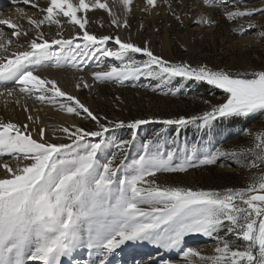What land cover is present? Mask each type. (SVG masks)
<instances>
[{"label": "snow or ice", "instance_id": "snow-or-ice-1", "mask_svg": "<svg viewBox=\"0 0 264 264\" xmlns=\"http://www.w3.org/2000/svg\"><path fill=\"white\" fill-rule=\"evenodd\" d=\"M10 2L30 5L41 15L30 16L18 8L19 19H0V25L11 32L7 36L0 29V51L5 53L0 55V84L13 85L2 87L0 97L5 98V103L8 98L20 103L19 95H25L60 112L83 115L95 122L97 130L72 124L47 131L38 123L39 115L31 114L27 116L31 124L0 120V264H71V259L84 250L95 257L87 264H110V257L124 247L144 242L164 254L178 250L184 264H264V171L252 172L243 187L224 189L158 182L160 173H184L222 160L248 169L262 168L264 129H244L251 138L247 145L216 147L202 159L193 155L197 152L193 144L192 154L186 152L181 163L174 162L176 150L161 153L150 138L142 145L143 154L128 162L125 153L137 137L136 130L150 123L151 118L133 119L127 124L123 120L108 121L77 96L62 90L55 79L35 71L52 56L57 57L55 66L63 67L60 53L52 52L53 46H62L69 51L67 63L71 67L97 56L119 61L93 71L91 76L97 82L123 84L143 76L167 84L179 77L223 90V102L211 104L201 114L159 121L179 131L188 125L210 128L218 119L248 117L264 111V67L232 70L174 63L154 54L147 41L139 45L131 39L97 35L86 29L90 23L87 13L97 9L105 10L117 28L128 27L134 0H118L124 13L122 21L107 0H44L45 7L36 0ZM161 4H166L183 24L172 0H142L139 7L148 13L155 12ZM205 5L222 7L226 21H244L232 29L241 35L256 29L253 17L264 16V7H249L246 0H199L197 7ZM194 22L209 26L219 23L203 12ZM66 24L78 28L75 36L65 39L58 32L60 38L49 39L42 30L45 25L63 28ZM30 31L35 35L29 36ZM259 35L264 37V31ZM109 42L118 46L115 51L107 47ZM13 45L17 50L9 54ZM135 54L146 59L138 60ZM97 68H101L99 63ZM75 87L90 85L81 77ZM22 108L30 112L26 102ZM124 127L131 130L130 139L116 142L105 138L112 128ZM55 132L62 133L69 142H54ZM163 132L161 129L156 133V138ZM90 138H96V142ZM110 145L117 151L110 152ZM3 157H11V162ZM194 234L216 241L212 255L196 247H184L186 237ZM135 264L143 262L136 260ZM161 264L168 262L161 257Z\"/></svg>", "mask_w": 264, "mask_h": 264}, {"label": "rangeland", "instance_id": "rangeland-1", "mask_svg": "<svg viewBox=\"0 0 264 264\" xmlns=\"http://www.w3.org/2000/svg\"><path fill=\"white\" fill-rule=\"evenodd\" d=\"M219 2L220 0H217V3ZM172 3L176 13L181 16L183 24L168 11L166 4H161L154 13H145L138 9H133L130 13L131 27L135 31L141 28L142 38L149 43L154 54L161 55L174 63L187 62L193 66L202 64L213 69L244 70L249 67L256 69L264 67V37L259 35L261 31H264V16L253 17L257 21L256 29H249L247 34L241 35L232 29L244 21H226L222 16V7H209L207 5L203 8L197 7L199 0H172ZM246 3L249 7H264V0H246ZM12 7L13 5L10 4L8 5L9 10H6V7L0 8V14L15 13L18 8L23 9L25 13L37 11L30 5L19 4L16 10ZM202 12L211 14L219 23L215 26L195 23L194 21L199 18V14ZM87 15L90 23L86 25V29L90 32L97 35H119L120 29L110 23L111 17L105 10H91ZM44 27L46 29L44 35L50 39L60 38L57 35L58 32H62L65 39L71 38L75 36L78 30V28H73L67 24L63 28L56 25H45ZM125 28L130 31L129 27ZM5 30L8 29L5 28ZM107 47L115 51L118 46L114 42H109ZM52 52L60 53L59 60L64 68H74L67 63L69 51L66 47L53 46ZM135 58L138 60L146 59L142 54H135ZM51 59L57 63L56 56H52ZM244 60L247 63L241 65L240 62ZM98 63L101 68H97ZM112 63L118 64L119 61L115 57L97 56L79 64L78 68L83 69L84 72L92 73L96 70H103ZM92 85L91 88H80L79 96L94 113L106 117L108 121L123 120L127 124L133 119L151 118L150 123L142 125L136 130L137 137L125 153L128 162L143 154L142 145L150 138L155 140L156 147L161 153H166L170 149L176 150L174 162L181 163L186 152L192 154L191 147L193 144L197 145V152L193 155L202 159L203 155L214 151L216 147L231 148L236 145H247L251 138L244 134V129H264V111L251 114L248 117L218 119L213 122L210 128L204 129H198L196 125H188L189 127H181L177 131V127L174 125L165 126L159 123L160 120L181 115L201 114L208 110L211 104L223 102L225 98L223 90L208 85L206 82L185 81L177 77L170 83L161 84L159 80L142 76L139 79L126 80L123 84L93 80ZM205 101H209L210 104L205 103ZM69 116L73 117L80 127H84L86 130H97L95 122L83 115ZM231 124L234 125L229 127ZM50 127L53 130L59 125ZM170 127L174 129V135L169 134L170 129L168 128ZM161 129H164V132L156 138V133L160 132ZM55 135L54 142H69L62 133L55 132ZM105 138L116 142L119 139H130L131 130L127 127L112 128L109 133L105 134ZM90 139L92 142H96V138ZM109 147L110 152L117 151L114 146L110 145ZM110 152L107 154L110 155ZM124 158V156L119 157V159ZM3 159L11 162L12 158L3 157ZM198 162L196 160V163ZM260 171H264V167L248 169L237 165L235 162L222 160L216 165H201L190 168L184 173H160L158 174V182L169 181L183 186L205 189L243 187L252 172ZM188 246L201 249L205 255H212L216 241L194 234L186 237L184 247ZM126 249H129V255L121 257L125 255L123 251ZM123 251H118L112 255L110 264H135L136 260L142 261L143 264H153V261L154 264H161V257L168 264H184L182 255L178 250L164 254L146 242L140 246L124 247ZM83 252L84 256L89 254L86 250ZM130 252L132 253L130 254Z\"/></svg>", "mask_w": 264, "mask_h": 264}, {"label": "bare ground", "instance_id": "bare-ground-1", "mask_svg": "<svg viewBox=\"0 0 264 264\" xmlns=\"http://www.w3.org/2000/svg\"><path fill=\"white\" fill-rule=\"evenodd\" d=\"M36 2L40 5V7L46 6L44 0H36ZM107 2L110 4V6H112L113 12L120 15L121 21H122L124 13H123V10L121 9V7L118 3V0H107ZM141 2H142V0H134L133 9L142 10L139 7ZM7 4L13 5L10 2V0H0V8L1 9L6 7L5 9L9 10ZM18 5L19 4L13 5L12 8L16 10L18 8ZM26 14L30 15V16L31 15H36V16L41 15V13L38 11V9L34 13H26ZM129 16H130V14L127 17L128 21H129L128 27L130 28L129 29L130 31L126 30L125 27L121 26L119 28L120 33L118 36H120L123 40L131 39L133 42H135L139 45H143L144 39L142 38V34H141V30H140L141 28L139 30L135 31L131 27ZM4 18H12L13 20H17V19H19V15H18L17 11H15V13L10 12L8 14L1 13L0 19H4ZM5 28H6V26L0 25V29L4 30L5 35L10 36L11 32L8 30H5ZM44 28L45 27L43 26V28H42L43 32L46 30ZM46 33H47V31H46ZM44 34H45V32H44ZM34 35H35L34 31L29 32V36H34ZM46 38H49V37L47 36ZM13 39H15V38H13ZM20 42L24 43L25 42L24 38H21ZM16 50H17L16 46L13 45L9 49V54L13 51H16ZM20 50H24V49H20ZM167 51H168V49H167ZM0 55H5V53L0 51ZM60 63L62 64V62H60ZM246 63H247L246 60H244L243 62H240L241 65H243V64L245 65ZM55 65H56V62L53 61L51 58H49V59H46L41 66L37 67L35 69V71H36V73L40 74L42 77H47L48 79H55L58 82V85L61 87L62 90H66L70 94L77 96V98L82 103L85 104V102L82 101V99L79 96L80 88L77 89L75 87V84L79 81V79L81 77H83L89 83L90 88H91V86H93L92 85L93 80H92L91 72H84L83 69H81V68L79 69L78 67H74L73 69H69V68L66 69V68H64V66L63 67H56ZM12 86L13 85L11 82L0 84V90H2V87H12ZM19 101H20V103H15L14 98H8L7 103H5V98L0 97V120H3L5 122L12 121V122L18 123V124H24V123L31 124V122L27 120V116L29 114H31L33 116L39 115L40 120L38 121V123H40V125L42 127H46L47 131H52L51 127H50L52 125H54V126L55 125L56 126H58V125L59 126H61V125L68 126V125L75 124V125L79 126L78 122L73 117L67 115L66 113L60 112L57 108H55L51 105L40 104V103L36 102L33 98H29V97L22 95V94L19 95ZM25 102L29 105L30 112H25L24 109L22 108V105ZM55 137H56V135L54 133L52 139H54ZM123 252H125V255H123L121 257H125V256L129 255V249H126ZM131 253L132 252H130V254ZM94 258H95L94 256L90 257L89 254L84 256V252L81 251L74 258L71 259V264H87V262L90 259H94ZM111 260H112V257H110V263H111Z\"/></svg>", "mask_w": 264, "mask_h": 264}, {"label": "trees", "instance_id": "trees-1", "mask_svg": "<svg viewBox=\"0 0 264 264\" xmlns=\"http://www.w3.org/2000/svg\"><path fill=\"white\" fill-rule=\"evenodd\" d=\"M240 119V118H239ZM234 124H231L229 127H231V126H233ZM189 127V126H188ZM168 129H170V131H168L169 132V134L170 135H174V133H175V131H174V129L172 128V127H170V128H168ZM189 130V129H188ZM174 131V132H173ZM184 133H185V131H184Z\"/></svg>", "mask_w": 264, "mask_h": 264}]
</instances>
